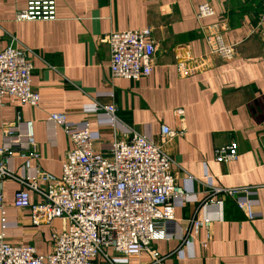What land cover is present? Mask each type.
Segmentation results:
<instances>
[{
    "label": "crops",
    "instance_id": "crops-1",
    "mask_svg": "<svg viewBox=\"0 0 264 264\" xmlns=\"http://www.w3.org/2000/svg\"><path fill=\"white\" fill-rule=\"evenodd\" d=\"M204 3L214 15L198 23L194 9ZM24 7L25 0H0V49L12 45L25 52L32 67L31 87L39 96L36 108L8 98L0 108V149L7 142L3 129L8 126L16 128L13 142L24 146V125L30 123L38 154L33 159L31 149H15L11 155H0V163L13 175L0 181L7 242L45 255L51 251L52 234L63 228L60 220L33 226L28 211L13 208L19 190L27 192L31 204L42 203L21 177L32 179L38 170L58 178L72 148L48 116L64 115L76 125L87 123L98 133L94 148L101 150L113 138L109 130L97 126L102 112H92L93 106L113 104L118 133L129 129L158 145L161 127L184 131L162 145L174 163L170 168L174 184L190 193L176 203V235L150 245V251L163 258L162 264H264V19L259 1L56 0L55 21L16 22ZM144 29L150 30L155 47L150 75L134 82L111 79L104 38L113 32ZM214 32L234 46L232 60L223 62L209 53L203 34ZM175 111H182L183 122ZM231 141L237 145V158L216 162L214 152ZM204 177L214 189L251 190L249 197L240 199L250 201L254 219L248 220L237 199L225 194L213 197L220 205L204 206L209 191ZM188 178L193 182L187 183ZM34 181L43 191L45 184ZM205 218L210 225L196 235L186 232L191 243L180 249L179 228L186 221ZM106 254L124 264L121 256L110 250ZM94 262L109 264L102 257ZM125 264H152V258L143 252Z\"/></svg>",
    "mask_w": 264,
    "mask_h": 264
},
{
    "label": "built area",
    "instance_id": "built-area-1",
    "mask_svg": "<svg viewBox=\"0 0 264 264\" xmlns=\"http://www.w3.org/2000/svg\"><path fill=\"white\" fill-rule=\"evenodd\" d=\"M146 3L157 0H143ZM260 17L264 19V0H258ZM214 15L212 7L201 4L194 9L198 23ZM16 22H51L56 20V0H25V7L14 19ZM201 29H203L201 27ZM203 40L211 55L223 62L234 58V46L227 45L220 34L204 33ZM109 59V76L126 81H138L150 75L155 47L149 29L140 31L113 32L104 38ZM31 64L24 51L12 45L0 49V108L8 98L20 106L36 108L38 94L32 90ZM110 98L113 93L109 94ZM92 112L100 110L96 120L100 129L112 134V142L106 149H95L99 140L98 133L92 132L87 123L80 125L68 122L64 115L51 114L47 120L58 127L70 140L72 148L65 155L61 165V174L55 178L46 173L35 171L32 179L21 177L20 181L30 190L37 192L43 199L40 204H31L27 192L19 190L13 196V208L29 212L31 225H48L60 220L63 228L52 234L50 253L39 255L32 247L11 245L6 240L5 211L0 206V264H95L99 257L109 264H120L119 260L109 259L106 252L122 257V263L148 252L152 264H162L163 258L150 251V245L156 241L174 237V209L177 202L189 197V190L174 184L170 168L173 161L164 153L162 145L182 136L183 128L177 131L167 127L160 128L161 143L156 145L146 136L124 129L118 133L119 121L116 107L111 104L104 107L93 106ZM182 111H175L181 123ZM25 126L24 146L13 142L15 127H5L4 140L0 155L18 149H31L30 157L38 158L34 150L31 125ZM237 158V145L231 141L227 146L214 152L218 163L234 161ZM24 169H29L28 161ZM12 172L0 163V181L12 178ZM208 188L204 206L220 205L213 197L225 194L235 197L237 207L245 213L248 220L255 217L252 204L247 199L252 191H226ZM45 184L43 191L36 187V181ZM187 183L193 179L188 178ZM211 221H186L179 228L180 249L190 245L185 233H198L206 229ZM182 237L180 236V234ZM208 248V244H202Z\"/></svg>",
    "mask_w": 264,
    "mask_h": 264
}]
</instances>
